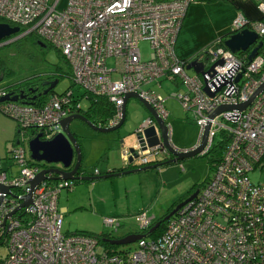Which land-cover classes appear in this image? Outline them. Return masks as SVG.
<instances>
[{
	"label": "built area",
	"instance_id": "2783aa9c",
	"mask_svg": "<svg viewBox=\"0 0 264 264\" xmlns=\"http://www.w3.org/2000/svg\"><path fill=\"white\" fill-rule=\"evenodd\" d=\"M195 1L67 0L58 8L59 0H0L2 22L19 26L21 36L33 34L59 50L70 67L71 82L83 89L78 94L69 86L40 104L0 102V110L17 123L18 141L6 166L0 159V250L6 248L4 255L0 252V264H264V182L249 178L251 172H264V89L244 109L210 117L219 106L246 102L264 83V0H252L259 19L238 14L230 29L254 31L257 41L236 53L224 45L206 48L193 58L203 63L204 73L190 69L191 75L186 68L190 60L176 56L175 43L187 8ZM140 41L149 45L148 59L141 56ZM258 41L261 47L248 60ZM162 80L185 84L184 91H172L169 97L192 113L199 127L197 142L210 123L202 154L209 152L218 132L229 138L211 176L169 218L161 235L145 234L134 249L109 252L95 235L62 233L65 210L57 207V200L62 190H72L75 180L54 179V173H46L48 178L35 186L31 203L15 210L31 191L30 180L47 168L41 169L30 152L27 155L23 143L28 131H33L30 139L38 133L43 140L51 139L60 131V121L79 113L89 97L106 98L114 106L113 115L98 125L114 126L129 92L150 104L166 124V97L156 90L162 89ZM7 93L0 88V97ZM154 123L149 115L135 132ZM167 134L171 143L168 126ZM142 138L132 145L140 166L171 154L163 144L143 146ZM130 156L133 152L123 147L125 165L131 164ZM153 217L141 211L134 219L143 231ZM103 223L114 231L120 227L113 217Z\"/></svg>",
	"mask_w": 264,
	"mask_h": 264
},
{
	"label": "rangeland",
	"instance_id": "374dc122",
	"mask_svg": "<svg viewBox=\"0 0 264 264\" xmlns=\"http://www.w3.org/2000/svg\"><path fill=\"white\" fill-rule=\"evenodd\" d=\"M51 2L55 0H50ZM211 0L208 2H213ZM207 2V1H202ZM198 2H192V8ZM67 0H59L58 8H64ZM216 12L206 9L203 19H195L190 24L182 27L176 42L175 50L182 58H192L198 51L213 44L218 36L210 33L211 20L206 16ZM49 44V43H48ZM139 49L143 59L150 55L149 45L146 41H140ZM187 50V54H183ZM0 66L6 67L4 77L0 75V88L16 81L50 71L60 63L58 53L50 44L39 46L30 36L12 35L6 40L0 41ZM112 65L111 61H108ZM193 74L192 70H188ZM39 82V81H38ZM162 89L156 88L164 97L165 107L169 114L165 119L169 128L170 141L174 147L183 150L192 147L199 137V127L193 120L192 113H186L179 100L169 97L172 91L182 92L185 84L177 85L162 80ZM70 79L63 76L53 88L61 92L70 86ZM153 85V84H152ZM151 85V86H152ZM74 93L81 94L83 89L72 85ZM88 106V101H82L83 109ZM149 114L144 105L135 98H129L126 104V116L124 123L116 130L102 133L97 132L80 120L70 123V130L75 135L81 148V169L87 175L94 174L95 168L101 170L100 175L106 174L104 163L106 159H113L118 169H126L121 159L123 147L130 148L136 141L135 130L141 125ZM16 121L0 110V159L3 166L10 161V151L17 140ZM33 131H28L23 146L29 155L28 140ZM221 141V133L218 132L213 140L212 147ZM170 154L166 158L157 157L152 161L164 162L171 159ZM215 153L207 155H194L171 163L162 164L156 168L145 169L137 172L112 176L109 178L93 179L89 181L76 180L72 190H62L57 200L59 209L65 208L62 220V233L74 232L101 233L110 232L116 238H122L130 234H141L134 219L135 215L145 211L148 216H154L152 223L164 215L172 205L183 196H189L192 192L202 187L204 181L212 174L210 160L216 158ZM75 162V155L73 158ZM42 169L44 167H58L59 163L36 162ZM133 168H138L140 162L134 159ZM86 175V176H87ZM99 175V176H100ZM252 182H264V172L254 171L249 173ZM174 208V207H173ZM172 210V209H171ZM170 210V211H171ZM169 211V212H170ZM106 217L115 218L120 227L117 231L104 225ZM136 241L119 244L116 251L134 249ZM6 253V248L0 250Z\"/></svg>",
	"mask_w": 264,
	"mask_h": 264
},
{
	"label": "water",
	"instance_id": "95a60500",
	"mask_svg": "<svg viewBox=\"0 0 264 264\" xmlns=\"http://www.w3.org/2000/svg\"><path fill=\"white\" fill-rule=\"evenodd\" d=\"M20 27L19 26H12L7 22H0V41L4 40L5 38H8L12 35L17 34V37H20L22 33H19ZM258 39V34L254 31H250L248 29H243L238 32L233 33L232 30H229L225 34V39L223 40V45L230 50L233 53L239 52V51H246L251 45H253ZM37 44L41 47L45 46V43L42 40L37 41ZM262 41H258L256 46H254L250 53L248 54V60H251L258 52V49L261 47ZM221 60H218V63H221ZM186 68L188 70L192 69L195 73L203 74V63L197 61L196 59L191 60ZM1 80V78H0ZM58 83V79L55 78L53 80L43 81L42 86H46L45 89L42 90V92L38 93L35 96L31 97V100L36 99L37 95L40 94H47L50 90H52ZM262 89H264V83L260 85V87L256 90V92L250 97L249 100H247L244 103L238 104V105H222L219 106L211 115L210 117H214L218 113L224 110H230V109H244L246 105L252 100V98ZM204 90L208 92L210 96L213 95V92H210L209 89L205 86ZM31 92L36 91V89L28 90ZM26 95L24 94V90L19 91L18 93L13 94L12 92H8L6 95L0 97V102L5 100H11V101H20L23 103H32L28 102V100L25 99ZM129 98H135L138 101H140L144 107L147 109L149 114L154 118L155 123L145 127L142 129V131L135 132L136 138H142L141 143L144 146L146 143L147 146L152 147L159 144H163L171 153L173 156L171 159L166 160L164 162L159 163H153L145 166H141L138 168H130V169H124V170H118L115 172L106 173L104 175H98V176H85V175H77V171L79 167L81 166V148L76 140L75 135L70 130V123L77 119L82 122H84L87 126L92 128L93 130L97 132L107 133L114 131L118 129L125 121L126 116V103L129 100ZM121 119L118 122V124L110 127H103L98 126L94 124L92 121H90L85 115L82 113H73L65 118H63L60 121V131L54 135L49 140H43L41 139V133L36 134L33 138H31L28 141V149L30 152V157L34 161H44L46 163H59L61 167H48L41 171H39L33 179L30 180V188L31 191L24 195L22 197V203L15 209L17 210L19 207L28 205L31 203V196H32V190L35 188V186L40 183L42 180L47 179L48 176H46V173H54L56 176H54V179H64V180H79V181H89L93 179H100V178H109L112 176L137 172L145 169H151L156 168L162 164L171 163L174 161L181 160L186 157L194 156V155H203L202 151L207 143V135H208V129L210 123H207V125L204 128V131L201 135V138L199 142H196L191 148H188L186 150H175L168 139L167 134V125L162 120V118L155 112V110L151 107L150 104H148L145 100H143L136 92H129L125 94L124 102L121 107ZM18 143V141H16ZM130 151L133 152V156L129 157V162H132L134 159L138 157V152L134 151L132 147L129 148ZM75 155V162L74 166L71 170H68L67 168L71 165L73 158ZM2 190H6V188L2 187ZM198 193V190H195L192 192L189 196H187L185 199H183L181 202L176 204L174 208L164 217V220H168L183 204H185L187 201L193 199ZM160 224V221L153 224L149 232L154 231L157 226ZM143 234H130L127 236H124L122 238H111L106 239L110 244L112 245H119V244H127L134 242L141 238Z\"/></svg>",
	"mask_w": 264,
	"mask_h": 264
},
{
	"label": "trees",
	"instance_id": "16d2710c",
	"mask_svg": "<svg viewBox=\"0 0 264 264\" xmlns=\"http://www.w3.org/2000/svg\"><path fill=\"white\" fill-rule=\"evenodd\" d=\"M199 1H211V0H199ZM3 20L0 19V22H2ZM23 31V30H21ZM17 35V34H15ZM30 36V40L32 39V41H35L37 43V41H39L40 39L38 37H36L33 34H26L23 36ZM11 37V36H10ZM8 37V38H10ZM5 38L4 40L8 39ZM225 39V34L220 36L218 39H216L215 42H213V44L206 46L204 49L198 51L192 58H195L196 56L200 55L202 51H204L206 48L209 47H215L214 45H223V40ZM218 41V42H217ZM45 43V45H49L47 42L43 41ZM217 42V43H216ZM59 59H60V63L55 65L54 68L50 71L44 72L43 74L37 75L35 76V78L31 77V78H27V79H23L22 81H16L13 82L11 84H9L6 88V90L8 92H12L13 94L18 93L21 90H24V94L26 95L25 99L28 100V102H32L34 104H40L43 103L48 96L52 93V92H56L53 89L50 90L47 94H40L36 96V99L31 100V96H28L29 94H31V89H36V91H39L38 93L42 92L44 86H42L43 81H48V80H53L55 78L59 79L63 76L68 77L69 79L71 78V71H70V67L68 65V62L66 61V59L64 58V56L61 54V52L59 50H57ZM186 60V59H183ZM0 63H3V61L0 60ZM6 67H2L0 66V75L1 77H4V75H6L7 72H5L3 69ZM39 81V82H38ZM70 86L73 85V83L70 80ZM80 113H82L83 115H85L90 121H92L94 124L99 125V124H104L109 117H111L114 113V106L106 99L103 97H89L88 100V106L86 108H81V110H79ZM17 131V130H16ZM221 133V141L218 143L217 146H215L214 148L211 147V149L209 150V152H214L215 155L217 156L216 158H213L210 160V169L213 170V164L214 162L219 159L223 153V149L226 146V143L228 141V135L224 132H220ZM17 134V132H16ZM223 138V139H222ZM208 152V153H209ZM203 154V155H207ZM155 163V162H153ZM133 168L130 165L126 166V169H130ZM118 170H123V169H118ZM75 183V181H74ZM188 196V195H187ZM187 196H183L181 199H179L177 202H175L171 208H169V210L162 215L161 217H159L158 219H156L152 224H155L156 222L160 221V224L157 226V228L152 231L149 232L150 227H148L147 229L141 231V234L143 235H147L151 238H156L159 235H161V233H163L164 229L166 228V225L169 221L168 220H164V217L169 213V211L171 209H173V207L178 204L179 202H181L183 199H185ZM74 233H83V232H74ZM92 235H95L98 237L99 240V244L104 246L109 252L110 251H116L115 248L117 245H112L110 244L106 239H111V238H116L114 236H112V234L110 232H101L98 234H93L90 233ZM140 234V233H139Z\"/></svg>",
	"mask_w": 264,
	"mask_h": 264
},
{
	"label": "crops",
	"instance_id": "0c3cea01",
	"mask_svg": "<svg viewBox=\"0 0 264 264\" xmlns=\"http://www.w3.org/2000/svg\"><path fill=\"white\" fill-rule=\"evenodd\" d=\"M196 2L198 3L194 5L192 8L190 7V5L188 6L187 11L182 21L181 28L177 35V39L182 30V27L183 26L185 27V23L186 25H188L191 22H193V20L195 19H198V18L203 19L204 17L203 13L205 12L206 9L208 10L212 9L213 12L214 11L216 12V14L213 13L212 15H207L206 17L209 20H211V25L209 29L210 33L215 36L217 35L218 38L226 34L231 29L232 23L238 14H243L248 19H259L261 17L260 12L256 6V3L252 0H215L213 2L207 1L206 3L197 0ZM177 39H176V42H177ZM175 46H176V43H175ZM185 51L187 50H184L183 54H187V52ZM175 53L179 59H182V60L185 59V58L180 57L178 53L176 52V50H175ZM186 60L191 61L193 60V58H189ZM149 115L150 114H148L142 122H144L145 119ZM130 163H131L129 164L130 166L135 167L132 165L133 161ZM104 166L106 168L107 173L118 171V168H119L117 163L112 158L109 159V157L106 159ZM81 173L82 175H85V176L87 175L86 172H84L82 169H81ZM101 173H102L101 170H98V174H95L94 172V174L88 175V176H98ZM61 210H65V208H62Z\"/></svg>",
	"mask_w": 264,
	"mask_h": 264
},
{
	"label": "flooded vegetation",
	"instance_id": "af4514ba",
	"mask_svg": "<svg viewBox=\"0 0 264 264\" xmlns=\"http://www.w3.org/2000/svg\"><path fill=\"white\" fill-rule=\"evenodd\" d=\"M46 81V80H45ZM43 88H46V86H44ZM37 92H39V91H34V92H31V94H29L28 96H35L36 94H37ZM73 166H74V163L72 162L71 163V165L67 168L68 170H71L72 168H73ZM58 167H61V165H59ZM77 175H81V166L79 167V169H78V171H77V173H76Z\"/></svg>",
	"mask_w": 264,
	"mask_h": 264
},
{
	"label": "clouds",
	"instance_id": "9594fccd",
	"mask_svg": "<svg viewBox=\"0 0 264 264\" xmlns=\"http://www.w3.org/2000/svg\"><path fill=\"white\" fill-rule=\"evenodd\" d=\"M20 33V32H19ZM80 113V112H79ZM191 148V147H190ZM188 149V148H187ZM180 150V149H179ZM183 150H186V149H183ZM155 163H157V162H155ZM151 164H153V163H151ZM198 190V189H197Z\"/></svg>",
	"mask_w": 264,
	"mask_h": 264
},
{
	"label": "bare ground",
	"instance_id": "6f19581e",
	"mask_svg": "<svg viewBox=\"0 0 264 264\" xmlns=\"http://www.w3.org/2000/svg\"><path fill=\"white\" fill-rule=\"evenodd\" d=\"M136 140H137V139H136ZM172 147H173V148H176V147H174L173 145H172ZM176 149H177V148H176Z\"/></svg>",
	"mask_w": 264,
	"mask_h": 264
}]
</instances>
